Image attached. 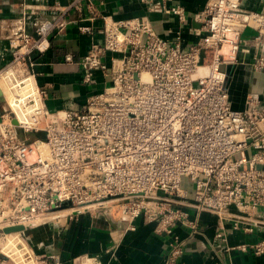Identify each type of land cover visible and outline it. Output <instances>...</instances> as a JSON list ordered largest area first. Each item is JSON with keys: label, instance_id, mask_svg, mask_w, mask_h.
<instances>
[{"label": "built area", "instance_id": "1", "mask_svg": "<svg viewBox=\"0 0 264 264\" xmlns=\"http://www.w3.org/2000/svg\"><path fill=\"white\" fill-rule=\"evenodd\" d=\"M139 2L187 22L180 6ZM47 10H35L31 26L26 16L8 24L0 17V264H62L58 254H38L28 232L84 213L125 232L143 217L171 237L164 264H181L185 253L176 226L200 233L190 210L218 217L215 238L227 252L264 255V239L228 244L231 231L253 233L264 220V105L250 95L234 110L225 70L238 61L245 30L263 41L264 13L244 0H210L195 15L199 40L184 48L180 36L160 37L148 17L115 19L94 0ZM72 24L92 42L65 62L80 66L82 84H96L101 72L107 85L82 106L51 112L34 57ZM253 68L264 73L263 43ZM73 264L103 263L82 255Z\"/></svg>", "mask_w": 264, "mask_h": 264}, {"label": "crops", "instance_id": "2", "mask_svg": "<svg viewBox=\"0 0 264 264\" xmlns=\"http://www.w3.org/2000/svg\"><path fill=\"white\" fill-rule=\"evenodd\" d=\"M73 0H0V17L5 24L26 16L28 23L35 20V10L41 12L59 3L68 5ZM210 0H155L168 7L180 6L187 14V22L181 24L178 17L163 12H151L148 6L139 0H94L99 11L115 19L148 17L157 34L172 40L181 37L184 48L199 40L194 30L201 24L195 15L201 12ZM245 6L264 13V0H244ZM94 26L99 30L102 20H96ZM257 32L247 29L243 34V44L238 53V61L227 64L233 67L228 79V90L232 108L242 111L250 95L258 96L264 105V73L256 72L253 61L260 53L263 41H257ZM102 33L96 35V41H103ZM92 39L81 34L76 24L52 41L50 50L43 55L36 54L35 71L41 86H47L46 105L51 112L66 109L71 104L84 105L89 96L101 92L107 85L103 74H96V84L89 86L81 83V69L78 64H68L65 56L72 54L78 60L89 50ZM111 58L106 62L110 64ZM190 217L199 224L200 233L190 236L189 230L181 225L174 228V234L185 241V253L181 264H264V255L235 249L229 252L215 238L218 217L211 212L190 210ZM230 228V224L228 225ZM31 244L38 254H58L62 264H73V260L82 255L98 257L103 264H164L169 250L171 237L157 235L153 224L143 217L135 221V230L125 232L119 223L107 217H95L84 213L73 219L63 218L51 224L28 232ZM264 239V220L253 233L231 231L228 244L257 243Z\"/></svg>", "mask_w": 264, "mask_h": 264}, {"label": "rangeland", "instance_id": "3", "mask_svg": "<svg viewBox=\"0 0 264 264\" xmlns=\"http://www.w3.org/2000/svg\"><path fill=\"white\" fill-rule=\"evenodd\" d=\"M0 108H1V111L5 110L7 108V104H6V102L3 99L0 100ZM43 135L44 134H42V133H40L39 135L32 134L31 137H37V136H41L42 137Z\"/></svg>", "mask_w": 264, "mask_h": 264}, {"label": "water", "instance_id": "4", "mask_svg": "<svg viewBox=\"0 0 264 264\" xmlns=\"http://www.w3.org/2000/svg\"><path fill=\"white\" fill-rule=\"evenodd\" d=\"M232 69H233V67H228V68H227L226 73H227L228 79H229V77L231 76ZM1 98H2V91H1V88H0V100H1Z\"/></svg>", "mask_w": 264, "mask_h": 264}, {"label": "trees", "instance_id": "5", "mask_svg": "<svg viewBox=\"0 0 264 264\" xmlns=\"http://www.w3.org/2000/svg\"><path fill=\"white\" fill-rule=\"evenodd\" d=\"M0 111H1V108H0Z\"/></svg>", "mask_w": 264, "mask_h": 264}]
</instances>
